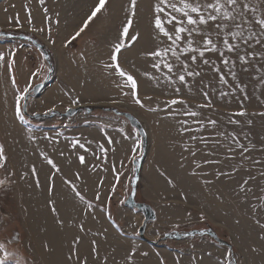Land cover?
<instances>
[{
    "label": "rangeland",
    "instance_id": "374dc122",
    "mask_svg": "<svg viewBox=\"0 0 264 264\" xmlns=\"http://www.w3.org/2000/svg\"><path fill=\"white\" fill-rule=\"evenodd\" d=\"M155 2L137 0L136 14L124 41L129 46L117 54L121 68L137 80V94L145 105L141 108L130 95L121 94L116 87L119 78L108 75L103 67L110 62L112 46L126 21L130 0H106L104 8L88 21L75 40L71 37L84 27L99 0H44L43 5L38 0L0 1V32L26 35L44 48L40 50L29 41L0 38V53L5 55L4 66L0 68V145L4 146L7 158L0 167V180L5 181L0 186V243L5 245L0 257L6 251L12 254L13 264L15 261L78 264L68 257L79 238L75 252L81 260L86 257L87 264H126L125 258L133 246L135 264H161V260L164 264H176L177 258L179 264H217L218 260H225L228 250L232 252L230 259L238 264H264V228L260 227L264 224V209L260 208L264 203L261 199L264 197V175H261L264 173V116L256 115L264 112V46L255 45L257 54L246 57L247 71L237 61L233 69L237 73L236 81L229 75L226 76L228 85L219 84L211 69L201 66L204 75L196 78L192 94L182 88L177 97L163 82L156 87L154 81L143 75L146 72L160 75L151 68L152 59L145 54L168 43L166 38L161 37L163 45L153 38ZM250 2L257 4L258 0ZM260 7L264 10V5ZM46 16L51 19L46 20ZM165 27L173 30L170 25ZM132 36H138L137 40L132 41ZM13 52L14 56H10ZM206 56L220 65L216 56L210 53ZM10 58L14 60L11 74L7 68ZM33 73H36L34 77ZM51 74L41 94L29 98L28 116L23 112L28 123H21L15 115L18 91L23 93L31 85L29 94H32ZM13 76L15 88L11 83ZM201 79L209 85L204 91H208L213 107L200 109V118L217 120L216 129L205 127L201 132L181 136L176 131V120L188 119L189 126L195 129L198 125L191 123V117L166 119L164 111H148L157 105L163 108V102L173 98L186 100L193 109L197 104L206 103L199 91ZM237 82L244 90L233 93ZM221 91L230 95L221 99ZM71 98H77L79 103L71 104ZM113 100L117 103H112ZM25 103L21 101L22 105ZM241 105L247 115L234 117L241 122L239 126L228 124L229 114L239 112ZM77 107L84 108L73 117L65 116L68 110ZM86 108L92 112L88 113ZM173 108L179 111L183 105ZM49 109H54V117L50 116ZM37 114L42 119H34ZM128 116L141 125L146 135V150L140 131ZM220 131L237 133L240 142L251 150L244 156L239 149L230 153L227 147L221 146L228 145L229 141L215 135ZM192 135L220 140L221 144L192 141ZM108 138L113 141L111 145L107 143ZM76 139L90 151L79 146L72 148L71 142ZM98 143L109 149L106 159L98 152ZM182 144L189 151H184ZM192 151L196 152L195 156L191 155ZM207 152L213 155H206ZM79 155L85 157L83 164ZM133 156L137 157L135 161L144 158L135 200L150 205L157 215V220L148 224L145 239L139 235L143 214L125 206L135 175ZM46 158L53 161L59 172ZM194 160L219 163L204 164L196 169L197 175H191ZM33 167L36 175L32 173ZM218 172L228 174L217 177ZM245 180L248 184L242 192L240 186ZM77 191L91 204L90 210L76 196ZM209 229L232 249L220 246L207 236L163 241L174 232Z\"/></svg>",
    "mask_w": 264,
    "mask_h": 264
},
{
    "label": "snow or ice",
    "instance_id": "6c2138e0",
    "mask_svg": "<svg viewBox=\"0 0 264 264\" xmlns=\"http://www.w3.org/2000/svg\"><path fill=\"white\" fill-rule=\"evenodd\" d=\"M38 3L43 5L44 0H38ZM106 0H99L98 6L92 11L91 15L88 17V20L84 22V27H81L74 36L71 37V40H75L87 27L88 21H91L93 17L97 15L98 12L104 8ZM260 5H264V0H258L257 4H252L250 0H156L153 5V28L155 29L154 39L157 40L158 44L163 45L164 40L161 37L166 38L168 43L165 46L157 47L154 51L146 53L147 57H151L152 63L151 68L155 72L160 73L159 76H154L151 73H143L145 78L154 81V86L160 87L161 82H163L166 87L176 94L178 97L181 93L182 88L186 89L189 94L193 92V85L196 78L202 77L204 73L200 71L201 66H207L215 74L217 82L222 85H228L229 81L226 79V76H231L234 81L237 80V73L233 70L236 67L237 61H239L243 67V70L247 71V67H244L249 64V61L246 57H252L256 55L255 45L264 46V10L261 9ZM137 0H130V5L126 9L128 13L126 21L122 23V28L118 36L117 42L112 46V54L109 57L110 62L103 65L105 71L108 75H115L119 78V82L116 83V87L120 89L121 94L124 96H131L134 103L139 105L141 108L145 107L141 99L137 94V80L128 72H126L119 63L117 62V54L121 52L122 48L129 46L126 44L125 38L129 34V29L133 23V17L136 14ZM27 8V5L25 6ZM44 12L47 13V9H44ZM163 16V19H162ZM51 17L46 16V20H50ZM19 24V20L16 21ZM29 23H31V15L29 10ZM58 23V21H56ZM165 24L172 27V31L166 29ZM38 31H43L44 29H33ZM49 32L51 28L49 27ZM138 36H132L131 40L136 41ZM69 41V43L71 42ZM248 48H252L253 51H248ZM206 53H210L216 56L220 60V65L216 64V61L206 56ZM14 56V52L10 54ZM235 56V59L232 57ZM264 58V57H262ZM5 61L4 53H0V68L4 66L3 62ZM14 60L9 59L7 62V68L9 73H12ZM195 65V67H193ZM224 69L227 71L225 72ZM50 71V69H49ZM33 77L36 73L32 74ZM191 78V80L189 79ZM11 83L13 87H16V81L14 76L11 77ZM199 91L203 94L206 103L197 104L195 109L188 105V102L184 99L173 98L167 101H164V107L161 108L159 105L156 107H149L148 111L158 112L164 111L166 116L163 118L166 119H176L177 116L191 117V123L198 125L197 128H192L189 126L188 119H178L176 123L178 127L176 131L179 135L183 136L187 132H201L205 127H211L216 129L218 127V121L211 118H205L207 123L205 124V119H201L202 113L200 109L212 108V102L209 98L208 91L204 89L208 88L209 85L206 84L202 79L200 81ZM32 88L29 85L28 88H25L23 93H19L16 97V108L15 115L21 123H28L23 114V107H26L21 104V101H27L30 89ZM127 89V91H125ZM243 91L244 88L237 82L233 93L236 91ZM215 93V89H212ZM230 95L229 92L221 91L219 96L221 99ZM247 98V97H245ZM145 99L151 100L152 97H146ZM112 103H117L113 100ZM79 100L77 98H71V104H78ZM175 105H183V108L177 111L173 108ZM171 109V111H169ZM54 111V109H49V112ZM247 115V112L243 109L241 105V110L239 112L230 113L227 119V123L231 125H240V121L234 117L240 116L244 117ZM256 115L264 116V112L256 113ZM251 120L248 121V124L251 125ZM103 127L101 131L103 132ZM215 135L223 137L225 140L229 141L228 145H221L228 148L230 153H235L237 149L240 150V155L244 156L245 153L249 152L251 149L246 147L240 142L237 133L232 132L226 134L225 132H216ZM248 139L247 136L244 137ZM47 139V137H45ZM192 141H198L205 145L212 143L215 145H220V140L206 138L204 136L192 135L190 137ZM91 144V141H88ZM107 143L111 145L113 143L111 138L107 139ZM251 143V141H249ZM83 149L86 152H89L90 149L85 146L84 143H80L79 139L73 140L71 142V147ZM181 147L184 151H189V148L185 147L183 144ZM254 147V145H253ZM97 150L101 153L105 159L107 158V153L109 149L105 148L104 144L98 143ZM114 151V149H112ZM135 152L136 149L134 148ZM96 155V153H91ZM206 155H213L211 152L205 153ZM63 155V153H61ZM192 156L196 155L195 151L191 152ZM97 159H100V156H96ZM136 156H133V161L136 160ZM232 158V157H228ZM6 156L4 154V146L0 145V167L4 166L6 161ZM78 159L81 164L85 162V157L79 155ZM247 159V157H245ZM46 162L56 169L59 172V168L53 163L51 159L46 158ZM219 163L216 160H204L193 161L194 169L191 172V175H197L196 169L201 168L204 164H214ZM256 163H260L256 161ZM183 167V164H181ZM233 171H236L234 169ZM33 175H36L35 167L32 169ZM163 174V173H162ZM228 173H217L219 175H227ZM264 175V173H261ZM77 178L79 175L77 174ZM117 181L119 176H117ZM205 184L211 183V181H202ZM67 183V181H66ZM5 181L0 180V186H3ZM169 184H172V181L169 180ZM248 184V180H245L244 183L240 186V190L245 191L244 185ZM37 187H39V181L37 180ZM52 188H49L51 193ZM251 191V189H248ZM264 191V189H262ZM76 196L81 200L85 201L84 196H82L78 191ZM96 199H99V194H97ZM264 200V197H261ZM50 203H52L50 201ZM85 206L87 209H91V204L85 201ZM261 209H264V203L260 205ZM255 210V209H254ZM53 212L55 209L53 208ZM201 220L204 219L203 214L200 217ZM259 224V221H257ZM261 228H264V224H260ZM81 231H83V226L81 225ZM79 238H77L74 243V249L71 255H69V260L78 261V264H87V258L83 260L76 255L75 244H78ZM0 250H5V245L0 243ZM135 246L129 251L126 259V264H135ZM93 253L96 254V244L93 241ZM142 255H147V253H142ZM158 255V254H157ZM11 253L5 251L4 255L0 257V264H13L10 257ZM232 256L231 250H228L225 260H218L217 264H234L230 259ZM195 257L193 261L195 262ZM15 264H19V261H15ZM161 264H164L161 260ZM176 264H179V258H177Z\"/></svg>",
    "mask_w": 264,
    "mask_h": 264
},
{
    "label": "water",
    "instance_id": "95a60500",
    "mask_svg": "<svg viewBox=\"0 0 264 264\" xmlns=\"http://www.w3.org/2000/svg\"><path fill=\"white\" fill-rule=\"evenodd\" d=\"M0 38H6V39H11V40L12 39H19V40L29 41L32 44L36 45L40 50H44V48L42 46L38 45L36 40H33L32 38H30V37H28L26 35L14 36V35L6 33V32H0ZM44 54L46 55V58H48L46 51H44ZM51 76H52V74L47 78L45 83L37 85L33 89L32 94L28 95V99L26 101V107H23V112H24V114L26 116H28L27 102H28L29 98L31 96L32 97H36V96L40 95L41 92L46 87V85H47L48 81L50 80ZM83 108L84 107H77V108H74V109H70V110H68L66 112L65 116L66 117H73L76 114H78L81 111V109H83ZM86 111L88 113H91L92 109L86 108ZM107 112H110V110H107ZM113 112L118 114V112L116 110H113ZM55 115H56L55 112H52L50 114L51 117H54ZM120 115H122V114H120ZM128 118H129L131 124L140 131V134L143 137L144 150H146L147 140H146V135H145L141 125L133 117L128 116ZM34 119H37V120L38 119H42V116L40 114H37V115L34 116ZM143 160H144V158H140L139 160L134 162L135 175H134V178L132 180V185H131L132 192H131L128 200L126 201L125 206L127 208H130V209L138 210L139 212H141L144 215V222H143L142 227L139 230V235H140V237L142 239H145L147 225H148V223L156 221L157 215H156V212L154 211V209L150 205H147L145 203H137L135 201V197H136V193H137V187H138V183L140 181V172H141V167H142V164H143ZM203 235L208 236L209 238L213 239L220 246H224V247H228V248L232 249V247L227 242H225L222 239H220L218 237V235L216 234V232H214L212 229H209V230H206V231L193 230V231H190V232H187V233H183V234L175 232L173 234L166 235L163 240L164 241H166V240H178V241H180V240H183V239H186V238H194V237L203 236ZM154 245H157V243H155ZM232 261L234 262V264H238L235 260H232Z\"/></svg>",
    "mask_w": 264,
    "mask_h": 264
}]
</instances>
